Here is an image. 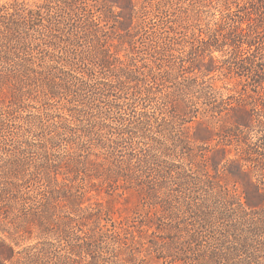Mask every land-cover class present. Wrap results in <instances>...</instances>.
Wrapping results in <instances>:
<instances>
[{
	"label": "trees",
	"instance_id": "16d2710c",
	"mask_svg": "<svg viewBox=\"0 0 264 264\" xmlns=\"http://www.w3.org/2000/svg\"><path fill=\"white\" fill-rule=\"evenodd\" d=\"M259 2L0 5V264H149L142 251L157 264H264ZM214 5L217 16L204 24L202 9ZM149 16L159 20L151 36ZM194 40L205 47L196 52ZM115 41L127 45L124 59ZM244 45L257 50L253 58L241 59ZM214 72L245 83L216 87L204 80ZM165 82L178 88V101L167 93L151 112L140 111L154 99L152 86ZM133 86L130 102L120 104ZM211 140L224 147L210 148ZM95 182L107 194H135V217L83 207ZM10 228L33 230L39 240L16 252L6 241Z\"/></svg>",
	"mask_w": 264,
	"mask_h": 264
},
{
	"label": "rangeland",
	"instance_id": "374dc122",
	"mask_svg": "<svg viewBox=\"0 0 264 264\" xmlns=\"http://www.w3.org/2000/svg\"><path fill=\"white\" fill-rule=\"evenodd\" d=\"M13 0H0V5H3L5 3H9L12 2ZM18 1H24L27 4H32L34 2H37L38 0H18ZM260 0H250L251 3L256 4V5H260ZM264 1V0H263ZM251 10V9H250ZM176 12H178L176 10ZM213 14H215L217 16L218 14V9L216 8V6L214 5V7L212 6H207L206 8L202 9V21L204 24H211V20L213 19ZM150 18L148 19V25H146V30L148 31V35L151 34V28L153 29H157L158 25H159V20L157 18H154L152 16H149ZM152 19V20H151ZM150 20V21H149ZM153 22V24H151ZM243 27H245V24H243ZM204 30L206 31L207 29L204 26ZM151 36V35H150ZM178 37L180 35H177ZM202 37H204V34L202 35ZM144 41L146 42V38L144 39ZM192 42V45L194 46V50L197 52L198 50H200L201 48L205 47L204 43H200L199 41H190ZM114 48H116V50L119 52V56L124 59L128 47L127 45L122 46L119 45V43L117 41L114 42ZM113 48V49H114ZM178 49H182L183 47H178ZM189 48V47H188ZM258 48L262 51V53H264V43H261ZM224 50H226L224 48ZM179 51V50H178ZM178 51L174 52V55L177 56L179 53ZM183 51V50H181ZM186 51V48H185ZM240 57L242 58H253L252 54H256L257 50L254 47H247V46H243L242 50H240ZM259 51V50H258ZM226 52V51H225ZM228 52V51H227ZM185 57V59L189 58L190 56H187V52H185V54H183ZM222 55H225L224 58L228 57L229 55H226V53L223 52H213L212 56L221 59ZM207 59V56H206ZM153 59L151 60H146V62L148 64H150L151 66L154 67V69H156V67L152 64ZM262 61H264V57L261 59ZM156 63H159V61H157ZM264 63V62H263ZM187 66V64H186ZM148 68L144 67L143 71H147ZM187 71V70H186ZM188 74L186 73L184 76H187ZM199 77L201 75H198ZM204 80L208 81L209 83L213 84L216 87H221L223 85H225L226 87L230 88L231 90L233 89H241V85L244 84V78L238 77L235 74H232L230 76H225L222 75L219 72H214L212 74H210L209 76H205ZM100 87H104L103 85H98ZM152 91H153V95L154 99L152 100V102H147L145 105L146 107L144 109H140V111L142 112H151L152 108L156 105V103L159 101V98L163 97L164 94L167 93H171L169 94V98H170V102L171 103H175L173 101H178V97L179 92H178V88L173 84V83H169V82H165L163 85H153L152 86ZM249 86L246 87V90L249 92ZM136 91V87L133 86V88L130 90L129 94L125 95L122 94L120 96L124 97L123 99H118L117 101L120 104H124L127 102H130L129 99L133 97V92ZM224 91V90H223ZM230 93V91H228ZM227 92V93H228ZM175 97V98H174ZM114 97H110L109 99H113ZM245 101H240V102H234L233 106H237V105H243L246 104L248 102L246 98H244ZM170 103V105H171ZM141 102H139L137 105V108L139 110ZM174 109L173 107L168 110V115H172L175 111H176V105H174ZM125 108V107H123ZM175 110V111H174ZM223 116V115H222ZM128 116H126L127 118ZM15 131H19L18 129H16ZM256 132H251L248 136L250 141H256V136L257 134H255ZM218 144V147H224L223 144H225L224 142L220 141V140H211L207 143V145L210 148H215L216 145ZM227 150H230L231 153L229 155L230 158H235V152L233 150V146H225ZM2 164V163H1ZM255 170V169H254ZM252 169L253 174H257V171H254ZM96 184V189L97 191H92L89 194L86 195L84 203H83V207H88L89 205L94 207L96 204L101 205L102 208L104 209H110L111 212L113 213L114 218H120V219H132L133 217H135V210H137L139 208V201L138 198L135 194H126L123 197H119L117 196L116 193H111V194H107L106 187H104V185L100 186L98 185L97 182H95ZM110 193V192H109ZM134 233L137 235V232L135 230V228L133 229ZM9 232L12 234L11 238H7L9 237V234L6 232L5 234L1 235L2 237H6L7 238V242L14 247V250L17 251H21L23 248L34 244L36 241H38L39 239L37 238V233L33 230L29 231H24V230H20L18 233H14V231L10 228ZM44 240V239H42ZM47 241H51V239H46ZM142 258H146L147 260H149V264H157L152 262V260L150 259L151 256L153 255H148L145 251H142L141 255ZM263 258V254H260V260L264 261ZM90 260L89 257L86 258V261ZM8 264V263H7ZM123 264V263H121ZM136 264V263H135Z\"/></svg>",
	"mask_w": 264,
	"mask_h": 264
}]
</instances>
